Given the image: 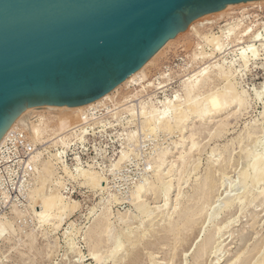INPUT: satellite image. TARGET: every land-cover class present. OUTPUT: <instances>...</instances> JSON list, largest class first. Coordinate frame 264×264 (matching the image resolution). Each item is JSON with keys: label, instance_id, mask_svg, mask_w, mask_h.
<instances>
[{"label": "rangeland", "instance_id": "374dc122", "mask_svg": "<svg viewBox=\"0 0 264 264\" xmlns=\"http://www.w3.org/2000/svg\"><path fill=\"white\" fill-rule=\"evenodd\" d=\"M244 8L249 10L245 18V22H254V24L260 28L264 36V7L262 9L256 8L255 6H248ZM241 9L242 8L233 10L241 11ZM213 19L217 18L211 17L207 20L212 21ZM217 25L218 24H214L211 27H205L201 30V35H207L211 30L214 33L216 32V34H219L217 33ZM184 32H180L179 34L182 36H179L176 42L174 41L173 44L168 46L164 54L158 60H156L154 64L150 65L146 69L148 81L145 84H148L146 85V88L139 92L135 97L130 99L127 97L134 93L132 91L133 87L122 88L118 90L110 102L108 101L95 111L92 117L93 120L91 118L87 121L88 123L86 122L87 124H83V120H81L80 115H76V113L73 114L70 112L67 114L65 113L64 115L61 112H44L46 120L45 123H41V125L46 126L48 131H46L40 141L35 144V152L33 157L30 159L31 162L29 163V166L35 170V175L31 177L27 173H20L15 184H11L2 189L4 194L2 198L0 197V216L4 217L6 220L10 219V221L13 223V227L16 229V235L14 234L11 242L7 239L6 241L5 239H1L2 241L4 240V242L0 241V264H128V261L130 260L128 257H130V254L132 253L136 254L134 255L136 256V260H134L136 262L134 263L133 261V264H148L149 262V264H151V260L156 261V264H229L231 260L235 258V254H239L241 250L245 251V256L247 257L248 255V259L251 260L249 261V264H255L254 260H256L255 257H257V255L255 256L256 253H253L252 246L260 245L262 248H264V191L256 199L253 200L251 197L250 202L240 203L239 199L243 197V189L245 187L241 180L239 182V175L240 172L248 170V164H250V160H252L251 155L253 152L254 155L256 153H259L260 155L262 154V157L264 158V132L262 131L264 128V94H261L259 97L256 96L257 91H264V46H258L256 57L248 62V65L245 69L243 66H241L242 61H240L237 57L239 52H224L223 55H220L221 57L219 55L216 57L215 53V57L213 56V60L211 59L212 63L209 61V64H203V61L200 58L201 56L196 57V55L199 54V52H197L199 51V48L196 47V44L200 43L201 45L199 46H201L203 50H206L208 53H211L209 52L211 47L195 34H181ZM248 54H250V52ZM219 63L223 64L222 67L224 69H222L224 72H226V69L229 66L228 68L231 69V71L228 72V69L226 72L227 74H233L235 72L233 76L231 74V76H228L231 81H235L237 83L238 89L241 88L243 91H245L247 97L246 103L244 105L245 109L243 108L239 112L241 114L237 113L235 115H231V110L236 111L238 109V107L231 106L225 110L222 115L215 117L212 120L207 119L202 122L203 125L200 126V131L195 136V139L199 142V149L193 152L192 156H190L189 159L191 161L188 160L190 163L188 164L189 166L186 167L187 171L180 174L181 171L175 168V164V170H173L174 172L172 171V174L170 173V176L168 175L166 177L167 180H170L171 178L176 179L179 177L180 181H174V187L172 186L166 197L163 193H157L156 195L152 196L148 195V205L152 207L157 206L156 204H158V206L162 205L164 199L166 198L168 204L166 208L168 209L165 207L161 210L154 209L150 219H144L142 223L139 221L136 224L133 223L134 231L138 229H146V231H144L146 233L144 241L146 240L147 242L145 241V243L148 244H146L147 246L145 244H139L138 248L135 246L133 247L128 242H126V240H123L124 237H122L120 234L122 230H127V223L135 221L132 217L134 215H138V210L133 204L130 203V201L128 202V200H130L128 197H130L131 191L134 188L133 186H135L137 183L143 181H147L145 183H148L150 182L151 178L153 179V161L156 158V153L162 149L169 148L170 150H174H172L174 153L165 159L167 161H165L163 166L165 167V171L166 169H169V163L171 164L173 162L172 160L175 159L177 155L176 150L174 149L175 143H177L181 138L180 132L175 129L170 131L156 129L153 131V133L148 132L146 128H144L145 125L143 123L141 111L143 109L149 110L152 106L162 110L164 104L169 100L182 102L186 97L182 84L183 81H185V79H188L187 81L193 80L196 77L195 73L205 66L211 67L207 68V70L209 69L208 71H210V74L212 71L213 73L211 74V77L206 80L205 85L200 90L202 97L207 95V92L209 93L210 91H215L217 89L220 90V87L222 89L228 81L225 80V76H222V80H220L218 74L220 70ZM214 72L217 73L215 74ZM224 77L225 79H223ZM232 77H234L233 80ZM136 89H139V87ZM125 101L127 102L125 103ZM127 104L131 105V111L129 112L125 110ZM222 116L226 117V121H228V125H230L226 126L227 130L222 132L220 136H212L211 133L214 134L213 131L215 128L214 123H216L219 118H223ZM35 123H37V121ZM199 124V122L195 123L197 126ZM76 125L78 126L76 127ZM72 126L76 128L72 129ZM250 126H255L257 131L254 132L256 135L253 133L252 137L250 136L248 138L247 130H249ZM68 128H70L69 134H74L71 131L78 132V130L82 128H85L86 132L83 135V139L80 141L71 140L72 137L68 135V146L62 147L59 141L64 135L63 133H60V131H65ZM211 130L213 131L211 132ZM131 134H133L134 137L132 140H129V136ZM239 139H241V141ZM224 146H226V148H224ZM213 147H217L220 149V151H224L225 149V158H228L227 160L229 161L226 164L225 173L223 176H218L219 171L217 172L216 168H219V166H217V164L214 165V168H211L213 171L212 174H214L216 177V186L214 187V192L212 193L213 195L210 198V204H212L211 206L213 211H215L217 207H220V211H218L217 216H215L211 207L207 209V211H209L207 212L208 214L203 212L204 215L202 216L204 218L201 217L200 220L198 219V223L195 224L196 229L194 228L193 230L194 233L192 232L190 234V236L192 234L194 235H192L190 239L189 237L186 239L187 243L185 240H183V245L182 243H178L180 244L178 245L176 242L172 241L171 236H164L165 234H163L164 231H162L161 227L163 224H165V222H167L166 217L168 215V211L169 213L172 212V208L176 204L173 199L175 196L173 195L176 194L175 192L178 187L181 186V192L184 193L182 195L183 198L181 199V202L187 198V195L189 196V194L194 193L193 185L195 183L196 175L201 176L204 174L205 167H207L206 165L209 163L211 148ZM245 149L247 150L246 152L251 154L246 153ZM241 151L242 153H240ZM59 154L63 160V163L57 161L55 158L56 156L58 157ZM174 154L176 155L173 156ZM121 155H123V157L121 161H119ZM232 155L234 156L231 157ZM236 160L238 162H235ZM44 161H49L50 166L54 169L55 176L53 178L54 180H52H60L64 184L63 189H60V193L64 196V198L75 200L79 203L77 210L66 219L65 223L57 227V229H53V227L46 222L45 224L43 223L39 226V221L35 217L33 210L36 208V200L34 201V199H32L30 196V191L38 183L37 181L41 179L39 175L41 176V170L43 168L42 162ZM116 162L117 165H114ZM221 164H223V162ZM193 165H195L194 169ZM221 167L222 166H220V168ZM241 167L243 169H241ZM79 168L89 169L91 171L97 172V174L99 173L100 176L106 179V184L108 185L107 189L101 191L90 188V186L88 187L87 185L82 184V179L79 177L76 179L69 178L67 172L74 173L75 176H77L76 170ZM236 170L238 171L236 172ZM166 179L164 180L166 181ZM263 188L264 184L261 182L252 190H254L253 193L257 194L261 193ZM240 192L243 194L239 195ZM232 194L237 195L236 197L234 196L236 202L234 200V203L230 209H227L224 207V201H227L226 197H231L234 199ZM113 196L116 197V199L120 198V201H114L115 198ZM162 196L165 198L163 199ZM214 205L217 206L215 207ZM105 206L111 208L110 212L112 215L110 216V221L112 222L113 230H115L112 231L113 238L108 242H104L103 239L104 243L102 242L98 247L100 250L98 248L96 249L98 256L101 258L99 261H97L94 260L89 254L85 231H87V228L92 224L93 219H95V217L102 211V209H104ZM119 212L121 214H128L126 215L127 223H123L118 219V215L120 214ZM130 212L132 213L130 214ZM209 213L211 215L213 213L214 215L212 216L211 220H208V218L211 216ZM232 220H234V222L228 228H223L221 231L217 232L219 226H222L224 223ZM221 221H223V223H221ZM69 222L73 223L72 228H69ZM158 222H160L161 225ZM152 223L155 225V230L157 229V232H152L153 234L148 233L149 231H147V229L150 228V224ZM144 226L145 228H142ZM119 229L121 231H119ZM52 230L54 231L52 232ZM66 230H70V233L68 234L72 238V242H74V249H70L68 241H66ZM19 231H21V233ZM29 232L33 233V237L31 239H27L24 236L25 233ZM208 232L209 234L211 233L210 236H213V245L211 244L207 251L203 253V258L196 262L194 259V248L197 244H199L201 237ZM116 236L121 239L122 246L116 251V253H114L115 255L110 256L109 250H111V247H113L112 245ZM21 240H25L26 246L21 244ZM173 242L176 245H172ZM8 246H12L11 249H9ZM260 246L259 248L262 249ZM148 251L149 253H147ZM249 253L253 257H251ZM79 255L82 256V260H79L81 263L77 260ZM113 256L114 259H112Z\"/></svg>", "mask_w": 264, "mask_h": 264}, {"label": "bare ground", "instance_id": "6f19581e", "mask_svg": "<svg viewBox=\"0 0 264 264\" xmlns=\"http://www.w3.org/2000/svg\"><path fill=\"white\" fill-rule=\"evenodd\" d=\"M248 6H255L256 8L262 9L264 7V0H248V1L240 2V3H236V4H228V5H226L223 9H221L218 12L210 13V14L204 15V16L194 20L193 22H191L187 26L186 31L184 33H181L183 35L184 34H195L197 37H199L200 39L204 40L211 47L209 49L210 50L209 52H211V53H208L206 50H203V48L201 46H199V45H201L200 43L196 44V47L199 48V51H197V52H199V54L196 55V57L197 56H201L200 58L203 61V64L204 63L209 64L208 62L209 61L211 62L213 60V56L215 55V53H216V57H217L218 55L219 56L223 55L224 52H239L237 57H238V59L240 61H242V65L241 66H243V68L245 69L247 67V65H248V62L251 59H254L256 57V55H257L256 52H258V46H260V45L264 46V36H263V33L261 32L260 28L257 27V25L254 24V22H252V21L245 22V18L247 16V13L249 12V10L245 9L244 7H248ZM240 8H242L241 11H239V10L238 11H234L235 9H240ZM211 17L217 18V19H213L212 21H208L207 19L211 18ZM221 23H223V24H221ZM214 24H218L217 25V28H218V30H217L218 32L217 33H219V34H216V32L214 33L211 30L209 34L204 35V36L201 35V30L202 29H204L205 27H211ZM179 36H182V35L179 34L174 39H171V40L167 41L166 45H163L158 51H156V53L154 55H152L146 62H144L141 65V67L138 68V70H136L135 74H131L124 82H122L118 87H116L111 92H109V93L105 94L104 96H102L101 98L95 100L92 104H85V105H82L80 107L65 109V110L60 111V112L62 114H64V115H65V113L67 114V113H70V112L73 113V114L76 113V115H80L81 120H83V124H85L88 120H90L93 117V114L95 113V111L99 107H101L103 104H106L108 101L110 102L114 98V94L117 93L118 90H120L122 88L133 87L132 91L134 93L130 94L127 97L129 99L132 98V97H135L139 92L144 90L146 88V85L148 84V83L145 84L148 81V78H147L148 75L146 73V69L150 65L154 64V62L156 60H158L164 54L166 48H168V46L173 44L174 41L176 42V40L179 38ZM249 52H250V54H248ZM222 65L223 64H220V66H219V68H220V70L218 72L219 78H220V80H222V76H225L226 79H225V77L223 79L228 81V82H226L227 84L222 89L220 87V90L217 89L215 91H210L209 93L207 92V95L202 97L200 90L205 85L206 80L209 79L211 77V74L213 73V71H212V73L210 74V71H208L209 69L207 70V68H211V67L205 66V67H202L201 69H199L195 73L196 77L193 80L187 81L188 79L187 80L185 79V81H183L182 84H183V87H184V90H185L186 97H185V99L182 102L175 101V100H173V101L169 100L167 103L164 104V107H163L162 110H159L155 106H152L149 110H144L143 109L141 111V115L143 116L142 117L143 118V123L145 125V126L144 125L143 126H144V128H146V130L148 132H152L153 133V131H155L156 129H162V130H167V131L175 129V130H178V132H180L181 138L179 139V141L177 143H175L174 149L176 150V154L177 155L174 154L173 156L176 155V158H175L176 160L173 159L172 160L173 162L171 161L172 163L171 164L169 163V165H168V166H170L169 169H166V171H165V169H164L165 167H163V166L165 164V161H167L165 159H167L168 156L172 155L174 153L173 152L174 150L173 149L170 150L169 148L168 149H162V150H160V151H158L156 153V158L154 157L155 160L153 159L154 160L153 161V164H154V166H153L154 167L153 179L151 178L152 179L151 180L149 178L150 182L145 183L147 181H145V182L143 181V182H139L135 186H133L134 188L131 191L130 197H128V199H130V200H128V202L130 201V203L133 204L134 207L138 210V215H136V216L134 215L132 217L135 221L127 223V219H126L127 216L126 215H128V214H124V213L121 214L119 212L120 214L118 215V219L121 222H123V223H127L126 225L128 227L127 230H125V231L122 230V232L120 234H121L122 237H124L123 240H126V242H128L133 247L135 246L136 248H138L139 244H143V245L147 244V243H145L146 240L144 241V237L146 236V233L144 231H146V229H142V230L138 229V230L134 231L133 223L136 224L138 221L140 223H142V221L144 219H150L151 218L150 216H151L152 211L154 209L161 210L164 207L165 208L167 207L168 204H167V199L165 197L169 193V190L172 188V186L174 187V181H176V180L180 181V178L178 177L176 179H174V178L172 179L170 177L171 179L169 178L170 180H167L166 177L168 175L170 176V173L173 170H175L174 169L175 164H176L175 168L177 170L179 169V171H181L180 174H182V173L187 171L186 167L189 166L188 165L190 163L189 161H191L189 159L190 156H192L193 152H195L196 150L199 149V142H198V140L195 139V136L199 133L200 126L203 125L202 122L207 120V119L212 120L213 118L222 115L223 112L225 110H227L228 108H230L231 106L238 107V109L236 111H233V110H231L232 112L230 111V113H232L231 115H235V114L239 113L243 108L245 109L244 105L246 103V98H247L245 91H243L241 88H240L241 90L238 89L237 83L235 81H231L229 79L228 75L231 74L233 76V74L235 72L233 74L232 73L227 74L226 72L229 69L228 68L229 66L227 67L226 72H224V70H223L224 68L222 67ZM210 66H212V65H210ZM232 70H234V69H232ZM229 71H231V69H229L228 72ZM233 78L234 77H232V80H233ZM216 79H218V78H216ZM137 87H139V89H136ZM205 94H206V92H205ZM261 94H264V91H257L256 92V96L257 97H259ZM126 102L127 101H125V103ZM43 109H49V110H43ZM43 109L26 108V110L28 112L26 125L19 123V119L21 118V114H18L17 117L11 123L8 131L1 138L0 145L2 143H4L5 140L7 139L6 137L11 132H13L16 129H19V130L25 132L26 135L28 136V138L30 139V141L33 143V145L37 144L40 141V139L42 138L43 134L46 131H48L46 126L41 125V123H45V120H46L44 112H46V111L55 112V109H54L53 105H44ZM125 110L128 111V112L131 111V105L127 104ZM92 112H94V113H92ZM239 114H241V113H239ZM227 115H226V117H227ZM226 117H223L221 119L219 118V120L216 121V123H214L215 121L213 122L215 124V126H214L215 128H214V131L211 130V132L213 131V133H214V134L211 133L212 136L213 135L215 137L216 136H220V134L222 132L227 130L226 126L228 125V121H226ZM92 120H93V118H92ZM36 121H37V123H35ZM196 122H199L200 124L197 126V125H195ZM74 126H72L73 128L72 127H70V128L74 129L75 128ZM76 126H78V125H76ZM70 128H68L65 131H63V130L60 131V133H63V135H64V136H62L60 138V141H59L61 143L62 147H67L68 146V139H69L68 135H70L72 137L71 140L80 141V140L83 139V135L86 132L85 131L86 129L82 128V129L78 130V132L71 131L74 134H69L70 133V131H69ZM142 130H141V132H142ZM247 131H248L247 134H248V138H249L250 136L252 137V134L255 131H257V130L255 129V126H250L249 130H247ZM262 131L264 132V128L262 129ZM243 134H241V135H243ZM254 135H256V134L254 133ZM212 136H211V138H212ZM239 136H240V134H239ZM129 137H130L129 140H132L134 135L131 134ZM254 137H256V136H254ZM257 138H259V137H257ZM234 140H236V139H234ZM239 140L241 141V139H239ZM243 141H245V140H243ZM257 141H259V140H257ZM243 146H245V145H243ZM246 147H247V145H246ZM224 148H226V146H224ZM241 150H242V148H241ZM218 151H219V153H218ZM225 151H226L225 149H224V151L223 150L220 151V149H218L217 147L211 148V152H210V156H209V163L206 165L207 167H205L204 174L201 175V176H197L196 175L195 183L193 185L194 193L193 194L192 193L189 194V196L187 195V198L183 202H181V199L183 198L182 195L184 193L181 192V186L178 187L177 190L175 189L176 192L175 191L174 192L176 194L174 193L175 195H173V196H175V197H173V199H174L176 204L172 208L173 209L172 212L169 213V211H168V215L166 213L167 222H165V224H163L164 223V221H163V223H162L163 225L161 227L162 231H164L163 234H165L164 235L165 237H166V235H168L169 237L171 236L172 237L171 238L172 241L176 242L177 244L178 243H180V244L182 243V245H183V240H185V242H186L187 241L186 239L188 237L190 239V237L192 235H194V234H192L190 236V234L193 232L194 228L196 229V225L195 224L198 223V221L200 220L201 217H203L202 216V215H204L203 212H206V213L209 212V211H207V209H209L210 207H211V209L213 211V208L211 206L212 204H210V202H211L210 198L212 197V195H213L212 193L214 192V187L216 186V184H215L216 183V179H215L216 177H215L214 174H212L213 171L211 170V168L212 167L214 168V165L217 164V166H219V168H216V171L217 172L219 171L218 172V176H223L224 175L226 164H227V162H229L227 160L228 158H225V154H224ZM231 151H233V150H231ZM242 151L240 153H242ZM246 151L247 150L245 149V152ZM246 153H249V152H246ZM249 154H251V153H249ZM233 156L234 155H232L231 157H233ZM244 156H246V155H244ZM251 156L253 158L251 157L252 160H250V164H248L249 165V168L247 167L248 170L240 172V175H239V177H240L239 178V182L241 180L242 184L246 188V191H245V188L243 189V193L244 194L242 193L243 197H241V199H239L240 203L250 202L251 197L254 200L257 197H259L264 191V188H263L261 193L255 194V193H253L254 190H252L259 183L263 182V184H264V158L262 157V154L260 155L259 153L258 154L256 153L254 155V152L252 153ZM122 157H123V155H121L119 161H121ZM55 158H56L57 161H60V162L63 163V160L61 159L60 154H59L58 157L56 156ZM238 160H239V158H238ZM222 162H223V164H221ZM233 162H234V160H233ZM235 162H238V161L236 160ZM42 163H43V168L41 170V176L39 175V177H41V179H39V177H38V179H39V181H37L38 183L30 191L31 198L34 199V201L36 200V203H37L36 204L35 202H33L36 205V208L33 209L34 210V215L37 218V220L39 221V226L41 224H43V223L45 224V222H46L49 225H51L53 227V229L54 228L57 229V227H59L63 223H65L66 219L69 218L77 210V208L79 207V203L77 201H75V200L64 198V196L60 193V189L61 188L63 189V185L64 184L60 180L53 181L55 173H54V169L50 166L49 161L48 162L44 161ZM247 163H249V162H247ZM193 164H194V162H193ZM114 165H117V162ZM193 166H194L193 167V169H194L195 165H193ZM220 166H222V167L220 168ZM242 167H241V169H243ZM196 168H197V166H196ZM217 169H219V170H217ZM238 170H236V172ZM192 171H194V170H192ZM67 173H68L67 175L71 179H76L78 177L81 178L82 179L81 183L84 184V185H87L88 187L90 186V188H94V189L101 190V191L104 190V189H107L108 185L106 184V179L104 177L100 176L99 173L97 174V172H95V171H91L89 169L79 168V169L76 170L77 176H75L74 173H70V172H67ZM164 179H166V181ZM260 186H259V188H260ZM225 187H227V186H225ZM157 193H163L164 194L165 197L162 196L163 199L165 198L163 204L159 205V206H158V204H156L157 206H154V207L148 205V202H147L148 195L152 196V195H156ZM240 194H241V192L239 193V195ZM234 196L236 197L237 195L235 194V195H233V197ZM235 197H234V199L231 198V197H229V198L226 197L227 201L226 200L224 201V203H225L224 207L227 208V209L228 208L230 209V207L234 203ZM114 198H115L114 201L115 200L116 201H120V198L119 199H116V197H114ZM223 200H221V201H223ZM235 202H236V200H235ZM107 203H105V204H107ZM220 204H222V203H220ZM109 205H110V203H109ZM109 205H107V206H109ZM100 206H102V205H100ZM107 206H105L104 209H102V211L100 210L101 212L95 217V219H93L92 224L89 225V227L87 228V231H85L86 232L85 235H86V238H87L86 242L88 243L87 246L89 248L88 249L89 254L93 257L94 260H97V261H99L101 258L98 256L96 249L103 242V239H104V242L105 241L108 242L110 239H112L113 238V232L112 231L115 230V229L113 230L112 222L110 221V216L112 215L111 212H110L111 208H109L110 206L109 207H107ZM214 206L216 207L217 205H214ZM218 206H220V205H218ZM93 208H91V209H93ZM166 209H168V208H166ZM219 209H220V207H217L216 210L213 211L215 216L218 215L217 213H218V211H220ZM225 212H227V211H225ZM131 213L132 212H130V214ZM236 215H237V213H236ZM212 216H214L213 213L208 218V220L209 219L211 220ZM213 219H215V218H213ZM159 221H161V220H159ZM233 222H234V220L226 222L222 226H219V228L217 229V232L221 231L223 228H228ZM158 223L160 224V222H158ZM201 223H202V221H201ZM221 223H223V221H221ZM12 224L13 223L10 221V219L6 220L4 217L0 216V241L1 242H4V240L2 241L1 239H5V241L7 239L8 241L11 242L12 237L16 233V231H15L16 229H15V227H13ZM72 225H73V223L69 222V224H68L69 228L70 227L72 228ZM140 225H142V224H140ZM154 226H155L154 223L150 224V228L147 229V231H149L148 233H152L153 231L157 232V229L155 230ZM142 228H145V226L142 227ZM32 230H34V229H32ZM17 231H18V229H17ZM53 231L54 230H52V232ZM69 231L70 230H66L65 231L66 234L65 233L64 234L67 237L66 241H68L69 248L70 249L71 248L74 249L73 248L74 247L73 246L74 242H72V238L68 234V233H70ZM119 231H121V230L119 229ZM19 232L21 233V231H19ZM210 234H209V232L207 234L205 233L201 237V239L199 241V244H197L196 247L194 248V251H193V252H195L194 259H195L196 262L200 261V259L203 258L202 257L203 253L206 252L207 249L209 248V246L213 243V236L212 235L210 236ZM24 236L27 239H31L33 237V233H31V232L25 233ZM118 236H120V235H118ZM118 236H116V238H114L115 241L113 242V245H112L113 247H111V250H109L110 251V253H109L110 256L115 255L114 253H116V251L119 250L121 248V246H122V241H121V239H119ZM19 239H21V238H19ZM160 239H161V237H160ZM21 241H22L21 244L22 245L24 244V246H26L25 240H21ZM10 242H8V243H10ZM174 242L172 243V245L174 244ZM180 244H178V245H180ZM174 245H176V244H174ZM220 245H222V244H220ZM75 246H76V244H75ZM126 246H123V247H126ZM259 246L260 245H258V246L257 245H253L252 246L253 253H256L255 256L257 255V257H255L256 260H254V259L253 260L255 261V264H264V248H262L260 246L263 249L262 250V249L259 248ZM11 247L12 246H10L9 249H11ZM139 248H141V247H139ZM216 249H218V248H216ZM76 250H78V249H76ZM136 250H139V249H136ZM260 250H262V251H260ZM127 252H129V251H127ZM248 252H250V251H248ZM130 253H132V252H130ZM147 253H149V251ZM142 254H143V252H142ZM236 254H235V258L233 260L230 259L231 262L229 264H249V261H251L250 259H248V255H247V257L245 256V251L241 250V252L239 254H237V255ZM134 255H136V254L132 253V254H130V257H128L126 255L128 258H130L129 261L126 259L128 261V264H133V261L136 260L135 259L136 256H134ZM249 255L251 256L250 253H249ZM50 256H51V254H50ZM251 257H253V256H251ZM81 258H82V256L79 255V258L77 260L78 261L82 260ZM173 258H174V256H173ZM112 259H114V256H113ZM135 262L136 261H134V263ZM155 262L156 261L151 260V264H156ZM74 263H75V261H74ZM139 263H140V261H139ZM117 264H119V263H117Z\"/></svg>", "mask_w": 264, "mask_h": 264}, {"label": "water", "instance_id": "95a60500", "mask_svg": "<svg viewBox=\"0 0 264 264\" xmlns=\"http://www.w3.org/2000/svg\"><path fill=\"white\" fill-rule=\"evenodd\" d=\"M244 1L0 0V140L26 108L92 104L191 22Z\"/></svg>", "mask_w": 264, "mask_h": 264}, {"label": "built area", "instance_id": "2783aa9c", "mask_svg": "<svg viewBox=\"0 0 264 264\" xmlns=\"http://www.w3.org/2000/svg\"><path fill=\"white\" fill-rule=\"evenodd\" d=\"M6 138L5 142L0 145L1 198L4 194L2 189L11 184H15L20 173H27L32 177L35 172V170L29 166V163L31 162L30 159L33 157L36 146L35 144L33 145L26 133L16 129Z\"/></svg>", "mask_w": 264, "mask_h": 264}]
</instances>
